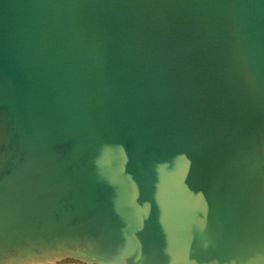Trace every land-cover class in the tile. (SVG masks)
Returning <instances> with one entry per match:
<instances>
[{"label":"water","instance_id":"water-1","mask_svg":"<svg viewBox=\"0 0 264 264\" xmlns=\"http://www.w3.org/2000/svg\"><path fill=\"white\" fill-rule=\"evenodd\" d=\"M0 264H264V0H0Z\"/></svg>","mask_w":264,"mask_h":264}]
</instances>
